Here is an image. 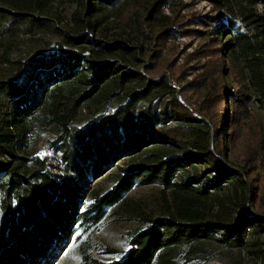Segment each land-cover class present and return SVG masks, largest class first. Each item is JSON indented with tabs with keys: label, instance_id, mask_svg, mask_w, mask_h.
<instances>
[{
	"label": "trees",
	"instance_id": "trees-1",
	"mask_svg": "<svg viewBox=\"0 0 264 264\" xmlns=\"http://www.w3.org/2000/svg\"><path fill=\"white\" fill-rule=\"evenodd\" d=\"M118 1L77 0L70 34L44 16L52 0H0V68L13 74L0 80V264H58L73 246L81 264H192L214 245L240 248L248 230L264 229L263 218L224 193L241 186L245 201L249 185L227 169L221 135L213 144L218 130L211 134V123L181 105L168 82L127 68L129 57L137 61L132 48L91 41L99 10ZM209 1L234 10L231 0ZM241 9L254 34L237 33L222 52L244 56L264 110V18ZM217 24L213 35L230 30ZM47 31L64 33L52 54L11 59L17 37ZM83 109L90 119L80 130ZM46 134L57 165L38 155L37 138ZM104 177L114 185L100 193L94 185ZM150 185L165 197L162 216L144 215L129 199ZM120 212L140 227L126 251L101 249L95 234Z\"/></svg>",
	"mask_w": 264,
	"mask_h": 264
},
{
	"label": "rangeland",
	"instance_id": "rangeland-1",
	"mask_svg": "<svg viewBox=\"0 0 264 264\" xmlns=\"http://www.w3.org/2000/svg\"><path fill=\"white\" fill-rule=\"evenodd\" d=\"M52 1L44 16L64 33L77 31L74 25L77 0ZM156 1L119 0L115 7L100 9L96 17L98 30L91 41L132 48L130 53L136 55L137 61L129 57V63H124L127 68L151 81L168 82L176 89L174 96L181 105L211 123V134L218 130L213 144L221 135L219 147L225 155L227 169L242 174L249 185L245 201L239 200L244 195L241 186L236 192L230 187L225 195L236 198L233 202L238 200L237 204L244 203L264 220V110L250 87L244 56L222 52L223 46L237 33L254 34L250 33L254 28L251 22H243L241 7L264 18V5L250 9L245 0H231L233 12H225L209 0H163V4L159 3L162 0ZM220 21L231 26L222 37L211 34ZM63 32L17 37L11 59L29 58L36 53L52 54L58 43H62ZM12 75L6 66L0 68V80ZM233 93L244 95L243 99L234 104ZM224 100L228 105H223ZM114 105L109 108H115ZM80 113L74 125L82 130L90 116L85 109ZM51 141L46 134L37 138L36 143L39 157L54 165L56 157L50 148ZM113 185L110 177H104L94 187L105 193ZM128 196L132 206L136 205L144 215L162 216L165 197L161 195V187L134 188ZM129 220L122 212L110 217L95 234V244L101 249L126 251L128 238L140 227L138 222ZM247 235L240 248L214 245L192 264H264V229L252 228ZM77 247H69L58 264H81ZM94 256L101 258L96 253Z\"/></svg>",
	"mask_w": 264,
	"mask_h": 264
}]
</instances>
